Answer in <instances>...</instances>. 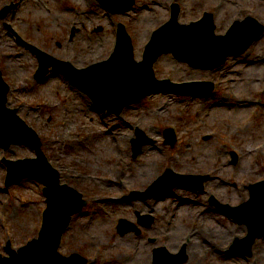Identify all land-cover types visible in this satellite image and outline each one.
<instances>
[{"label":"rangeland","instance_id":"obj_1","mask_svg":"<svg viewBox=\"0 0 264 264\" xmlns=\"http://www.w3.org/2000/svg\"><path fill=\"white\" fill-rule=\"evenodd\" d=\"M12 1L15 9L7 18L0 17V70L11 86L10 107L18 109L38 132L49 162L61 172L62 183L87 200L83 211L74 216L60 252L66 256L79 253L89 264H156L155 249L167 247L175 253L185 246L188 252V247L198 245V258L188 256L181 264H264V238L256 240L252 256L230 253L233 246L245 251L248 226L225 214L216 203L239 206L250 199L248 186L264 180V35L245 54L230 57L215 70L193 68L172 55L161 56L154 65L158 79L213 81L218 92L207 101L205 96L156 92L117 115L98 109L61 74L35 80L38 59L18 43V37L86 69L111 56L117 24L122 22L133 38L135 60L141 61L152 33L170 19L174 0H137L133 10L121 15H111L97 0H0V11ZM181 5L180 23L189 24L210 11L217 34H225L234 20L246 15L264 23V0H183ZM231 101L234 104H224ZM218 102L222 105L213 104ZM170 127L177 133L174 148L166 142L165 130ZM138 131L145 135L142 142H153L134 157L133 141L141 138ZM33 157L35 151L25 144L7 151L0 148L3 255H7L9 240L20 249L38 237L42 227L47 207L44 186L25 179L6 188L7 168L2 163L3 158ZM167 168L211 179L201 191L187 186L170 191L181 179L172 176L155 185ZM179 196L183 202L192 201L193 209L181 205ZM169 199L175 203L169 205ZM238 215L245 220L255 216L250 211ZM150 218L151 226L142 225ZM120 219L140 232L120 235ZM203 225L215 227L214 231L230 226L245 229L232 241L226 238L230 235L223 239L214 235L206 241L197 235ZM259 245L263 247L258 250Z\"/></svg>","mask_w":264,"mask_h":264},{"label":"water","instance_id":"obj_2","mask_svg":"<svg viewBox=\"0 0 264 264\" xmlns=\"http://www.w3.org/2000/svg\"><path fill=\"white\" fill-rule=\"evenodd\" d=\"M99 1L113 13L127 11L135 3V0ZM12 7H6L2 11V16L5 17ZM179 15L180 8L176 5L173 8L171 20L154 33L145 51V58L140 63L134 60L131 37L123 24H119L117 48L112 58L107 62L82 70L75 68L69 62L58 60L36 47L27 45L38 54L40 61L35 77L37 79L45 77L49 73V67L53 66V72L64 73L73 84L89 94L101 109L121 113L125 106L154 91L171 88L186 93H203L213 89L212 83L199 89L197 88L199 84L174 85L169 80H157L153 64L162 54L172 52L177 58L188 62L191 66L214 69L221 65L228 56L245 52L264 32V26L256 19L249 17L245 21L235 22L226 36L216 35L213 14L206 13L200 22L190 26L180 25ZM19 41L26 44L21 38ZM125 62L130 63L129 69L124 68ZM143 78H147L150 83L145 85V81V86L137 93L134 90L131 91L134 86L140 85ZM9 90L10 87L0 71V147L9 149L13 144L26 143L36 150L38 156L16 162L5 159L9 169L7 185L26 177L39 180L46 186L44 193L47 197L48 208L44 213L40 237L30 241L19 251L11 249L8 245L6 250L11 256L2 258L1 262L2 264H87V259L79 254L64 257L58 252L61 238L68 229L72 216L81 211L87 202L82 199V194L77 190L60 184V172L48 161L35 131L18 116L17 110L7 107ZM169 132L173 133V131L166 132L168 140L171 139ZM148 142L150 141L147 139L139 145L135 144L134 155L141 153L143 146ZM165 177L167 174L161 179ZM188 178L198 180V183L193 186L185 184L194 189L203 188V183L208 179V177H184V179ZM249 189L252 192V199L244 205V211L247 213L257 208L255 216L245 220L238 215V210L229 212L237 216L241 222H247L250 230L247 239L243 242L246 244L245 251L233 249V252L252 256L256 239L264 236V229L258 231L264 228V181L251 185ZM125 222L120 221L121 233L130 230V228L124 229ZM150 224L151 221L145 223L147 226ZM176 261L178 260H172V262Z\"/></svg>","mask_w":264,"mask_h":264},{"label":"bare ground","instance_id":"obj_3","mask_svg":"<svg viewBox=\"0 0 264 264\" xmlns=\"http://www.w3.org/2000/svg\"><path fill=\"white\" fill-rule=\"evenodd\" d=\"M129 65H130V63L129 62H125V64H124V68L125 69H129ZM141 80H143L141 83H140V85H137L136 87L134 86L133 87V89L131 90V91H133L134 90V92L135 93H137V91L138 90H140V89H142L145 85H147V84H149L150 82H149V80L147 79V78H143V79H141ZM145 81H146V84H145ZM145 84V85H144ZM220 169H222V168H220ZM188 170H191L190 168H188ZM115 174H117L116 172H115ZM122 174H125V173H122ZM122 176H124V177H126V175H122ZM114 183H116V180H115V182ZM118 184V183H117ZM180 192L178 191L176 194H174V196H176V195H178ZM166 199V198H165ZM164 199V201H163V203H165L166 202V200ZM178 200H182V196H179L178 198H177ZM241 200H245V199H241ZM167 202H169V205H172V204H174L175 203V201H171V199H169ZM162 203V204H163ZM185 203H186V205H188V206H186L187 208H190V209H193V206H192V203L191 202H189V201H185ZM161 204V205H162ZM167 204L165 203L164 204V206L163 207H165ZM190 206V207H189ZM160 211H161V208H160ZM210 211V210H209ZM208 211V212H209ZM205 216L204 218H206L207 217V214H205L204 212H202V216ZM231 227V226H230ZM230 227H228L227 228V230L225 231V230H223V229H219V230H216V231H214L213 230V228H215V227H213V226H209V225H203V228H200L199 230H198V232H197V235H202V237L203 238H205L206 239V241H209V240H211V239H213V237H214V235L218 238V239H223L224 237H226V236H229L230 235V237H226V238H228V240L230 241H232L233 240V238L235 237V236H238L245 228L244 227H242V226H238V227H236V230L234 229V227H232L231 229H229ZM206 228V229H205ZM206 237H205V236ZM225 244H226V242H225ZM263 246H261V245H259L258 246V250L259 249H261ZM176 248V247H175ZM178 248V247H177ZM173 250V249H172ZM202 250L204 251L205 249H204V247L202 246ZM187 255L190 257L191 256V259L192 258H198V256H199V253H198V245L197 246H190V247H188V252H187ZM189 263H191V262H189Z\"/></svg>","mask_w":264,"mask_h":264}]
</instances>
